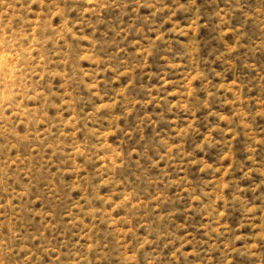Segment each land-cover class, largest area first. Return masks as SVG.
Here are the masks:
<instances>
[{
  "label": "rangeland",
  "instance_id": "374dc122",
  "mask_svg": "<svg viewBox=\"0 0 264 264\" xmlns=\"http://www.w3.org/2000/svg\"><path fill=\"white\" fill-rule=\"evenodd\" d=\"M0 264H264V0H0Z\"/></svg>",
  "mask_w": 264,
  "mask_h": 264
}]
</instances>
